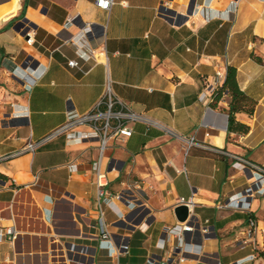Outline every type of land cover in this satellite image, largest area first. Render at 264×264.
<instances>
[{"label":"crops","instance_id":"0c3cea01","mask_svg":"<svg viewBox=\"0 0 264 264\" xmlns=\"http://www.w3.org/2000/svg\"><path fill=\"white\" fill-rule=\"evenodd\" d=\"M3 1L0 264H264V193L242 197L248 209L224 205L251 182L264 190L236 164L264 174V0ZM228 67L243 99L203 97ZM107 88L137 118H111L102 149L103 120H89L10 156L93 111ZM119 126L131 134L113 136ZM179 197L192 198L194 227L169 232Z\"/></svg>","mask_w":264,"mask_h":264},{"label":"built area","instance_id":"2783aa9c","mask_svg":"<svg viewBox=\"0 0 264 264\" xmlns=\"http://www.w3.org/2000/svg\"><path fill=\"white\" fill-rule=\"evenodd\" d=\"M239 1L240 0H229V3L231 6L236 7ZM112 3H113V0H95L96 6L102 10H109ZM83 29L85 30V32H88L90 30V26L86 25L83 27ZM24 37H25L26 45L30 46L33 44L34 37H33V31L31 29H28L24 32ZM67 64L69 66H76L77 62L75 60H68ZM222 75L223 74L221 71L216 72L213 81L206 85V87H205L206 92L203 93V97H205L207 95H212L215 93V91L217 90L218 84L222 79ZM22 80L25 83H27V77L26 76H22ZM117 103H118V101L113 97L109 88H107L105 93L101 97V99L96 104L93 111H91V112H89L83 116H80V117H74V115H72L71 117H69V120L65 125L54 130L48 136L44 137L41 141L35 142V143L28 142L20 150L14 152L10 156L18 155L20 153L27 152V151H33L43 141L48 140V139H50V138H52V137H54L60 133H64L67 131L71 132L70 131L71 127L74 124L82 123L84 121H89V120L94 121V122H97L99 120H103V124L100 127H98L97 125L94 126V133L98 136V141L100 142V147L102 149L105 146L106 138L111 136V135H108V129L110 127V119L111 118L118 117L120 115H126V117L130 118V119H136L137 118V116L132 114V113H123L121 111H116L114 109V107ZM100 131H102V135L99 136ZM130 134H131V130L129 128H127L125 126H119L116 129L115 133H113V136H117V135L129 136ZM236 164L242 166V168H245V169L248 168L251 171V180L252 181L257 178L259 181H262L264 183V174H261L255 170H253L252 168L245 166L244 162L243 163L242 162H236ZM93 167L96 170V183H97V186L99 188V191H98L99 196H102L103 195V189L102 188L106 185V182H107L106 172L99 169L98 163H95ZM242 193H238V194H235L233 196H230L224 202V205L226 207L233 208V209H241V210L248 209L249 205H250L249 201H242L241 202V198L242 197H246V198L254 197L255 194H257V193H260V194L264 193V190L259 191L258 189H255V187L253 186V183L251 182V184L247 188H245ZM126 195L127 194L125 191H120L119 193H117L115 195V198L118 200L124 199L125 201H127L128 204L136 202V201L126 200L125 199L127 197ZM136 203H139V202H136ZM192 204H193L192 198L179 197V198H177V201H176V206H181V205L186 206L188 209V212H190ZM100 215L102 216V212H100ZM256 226L257 225H256L255 219L250 218L249 222H248V229L246 232L248 238H251L253 233H255ZM193 227H194L193 224L188 222V220H187V221H183V222H180L179 224L174 225L171 229H169V232H178L180 230L191 231V230H193ZM5 231H6V234H10L12 232V229L7 228ZM97 231H98V236L100 238L99 240L101 242L106 241L108 239L107 236L110 234V232L107 229V226L103 223L102 218H99ZM122 248H123V250H126L127 246H123Z\"/></svg>","mask_w":264,"mask_h":264},{"label":"trees","instance_id":"16d2710c","mask_svg":"<svg viewBox=\"0 0 264 264\" xmlns=\"http://www.w3.org/2000/svg\"><path fill=\"white\" fill-rule=\"evenodd\" d=\"M1 52V49H0ZM234 68L228 67L227 68V75L226 78L223 82V84L221 86H219L216 90L215 93H220V91H222L223 89H228L230 90L234 95L238 94L239 95V99L242 100L243 99V94L239 93L237 90V87L235 85V77H234ZM240 105H237L235 107H231V111H234L236 109H239ZM233 122V117H232V113H230L229 116V124H231Z\"/></svg>","mask_w":264,"mask_h":264},{"label":"water","instance_id":"95a60500","mask_svg":"<svg viewBox=\"0 0 264 264\" xmlns=\"http://www.w3.org/2000/svg\"><path fill=\"white\" fill-rule=\"evenodd\" d=\"M131 206H135V204H138L136 202L130 203ZM175 216L177 218L178 221H185L188 217V209L186 206H177L174 210Z\"/></svg>","mask_w":264,"mask_h":264},{"label":"rangeland","instance_id":"374dc122","mask_svg":"<svg viewBox=\"0 0 264 264\" xmlns=\"http://www.w3.org/2000/svg\"><path fill=\"white\" fill-rule=\"evenodd\" d=\"M21 1L22 0H20V3H21ZM4 5H5V2L3 1V0H0V9L2 8V7H4ZM2 6V7H1Z\"/></svg>","mask_w":264,"mask_h":264}]
</instances>
